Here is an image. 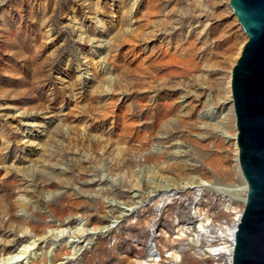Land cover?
Here are the masks:
<instances>
[{"label": "rangeland", "instance_id": "1", "mask_svg": "<svg viewBox=\"0 0 264 264\" xmlns=\"http://www.w3.org/2000/svg\"><path fill=\"white\" fill-rule=\"evenodd\" d=\"M229 2L0 0V264L30 242L43 264H230L209 252L244 210Z\"/></svg>", "mask_w": 264, "mask_h": 264}, {"label": "water", "instance_id": "2", "mask_svg": "<svg viewBox=\"0 0 264 264\" xmlns=\"http://www.w3.org/2000/svg\"><path fill=\"white\" fill-rule=\"evenodd\" d=\"M248 41L231 69L238 162L248 186L232 264H264V0H230Z\"/></svg>", "mask_w": 264, "mask_h": 264}, {"label": "bare ground", "instance_id": "3", "mask_svg": "<svg viewBox=\"0 0 264 264\" xmlns=\"http://www.w3.org/2000/svg\"><path fill=\"white\" fill-rule=\"evenodd\" d=\"M171 182L173 184H177L174 181H171ZM186 184H191V183L186 182ZM238 192L240 193V195L242 197L241 201H242V203L245 206V203H246V200H247V195H248V186H247L245 181H244L243 185L241 186L240 190H238ZM242 212L236 216V218H235L236 224H235V227H233V230H229L228 231L227 242L226 243H222V244H220L218 246H215V247L212 246V247L209 248V252H212L215 255H220V254L226 255L229 258V263L230 264H232L235 229H236V226H237L238 222L240 221ZM77 230H78L77 232L75 231L72 234L73 236H71L70 234L68 235L69 239L64 242V247L62 249L58 250L55 253V255L53 256L54 258L64 255L63 251L66 250V249H69L68 251H70V253H71V251H74V253L80 251V249L82 248V245H81L80 242L74 241L75 238H80V237L84 238L82 242H84V241L86 242V240L87 241L90 240V237L88 235L84 236V231L85 230L83 228H81V229L79 228ZM61 234L63 236V232L60 233V234H57V235L55 234V238H59V236ZM41 241H42V239H41ZM42 243H48V241L43 240ZM35 245H36V243L30 242L27 246H25L24 250L21 251V255L20 256H18V255L17 256H12L11 258L1 262V264H10L9 263L10 261L17 262V259H19L20 257H23L22 260L27 259L26 262L23 263V264H43L44 261L45 262L48 261L47 256H46L47 253L46 252L42 253V248H40V251H41L40 256L36 252H33V250L35 249L34 248ZM30 248H33V250H31ZM66 252H67V250L65 251V255H69V252H67V253ZM29 260H31L30 263H29Z\"/></svg>", "mask_w": 264, "mask_h": 264}]
</instances>
